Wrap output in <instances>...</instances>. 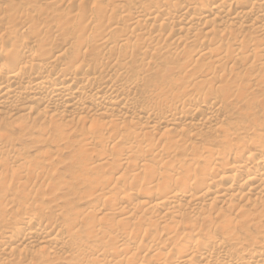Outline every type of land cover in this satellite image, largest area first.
I'll return each mask as SVG.
<instances>
[{
    "label": "bare ground",
    "instance_id": "bare-ground-1",
    "mask_svg": "<svg viewBox=\"0 0 264 264\" xmlns=\"http://www.w3.org/2000/svg\"><path fill=\"white\" fill-rule=\"evenodd\" d=\"M0 10V264H264V0Z\"/></svg>",
    "mask_w": 264,
    "mask_h": 264
},
{
    "label": "rangeland",
    "instance_id": "rangeland-1",
    "mask_svg": "<svg viewBox=\"0 0 264 264\" xmlns=\"http://www.w3.org/2000/svg\"><path fill=\"white\" fill-rule=\"evenodd\" d=\"M23 1L24 0H0V10L3 12V23L8 19V17H12L14 15L18 16L21 13L25 12L20 8V5ZM256 116L257 123H261L264 121V114L262 113V111H258Z\"/></svg>",
    "mask_w": 264,
    "mask_h": 264
}]
</instances>
